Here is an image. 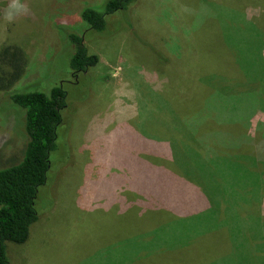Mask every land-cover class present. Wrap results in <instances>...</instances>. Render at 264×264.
I'll use <instances>...</instances> for the list:
<instances>
[{
    "label": "rangeland",
    "instance_id": "1",
    "mask_svg": "<svg viewBox=\"0 0 264 264\" xmlns=\"http://www.w3.org/2000/svg\"><path fill=\"white\" fill-rule=\"evenodd\" d=\"M21 2L28 11L9 23V0H0V50L17 45L26 56L21 78L12 85L5 81L7 89L0 85V169L19 163L29 141L25 110L11 101L13 91L49 93L61 85L67 106L48 179L38 191V220L25 243H8L11 264H207L186 256L184 246L188 225L205 233L219 227L210 219L214 209L201 213L202 222L201 214L174 216L173 204L181 202L182 209L186 202L175 200L181 186L172 187L171 178L159 176L169 170L151 164L169 160L168 149L173 163L187 162L199 184L218 189L238 181L241 173L227 152L233 143L215 134L217 127L239 124L245 140L264 123V0H137L131 9L108 15L107 22L119 23L102 34L88 31L81 13L87 6L102 9L105 0ZM69 32L82 34L99 56L97 65L75 77ZM218 33H225L223 42ZM228 48L234 61L246 65L244 74L231 63ZM8 70L0 62V78ZM219 94L225 97L216 100ZM164 141L172 146L158 153L157 142ZM193 185V191L204 190ZM232 190L241 194L237 186ZM231 213L244 235L249 229L258 233L252 218ZM227 229H221L225 240L234 241ZM221 239L210 233L196 249L215 255ZM255 247L249 254H259ZM233 258L234 250L226 264Z\"/></svg>",
    "mask_w": 264,
    "mask_h": 264
},
{
    "label": "trees",
    "instance_id": "2",
    "mask_svg": "<svg viewBox=\"0 0 264 264\" xmlns=\"http://www.w3.org/2000/svg\"><path fill=\"white\" fill-rule=\"evenodd\" d=\"M136 3L137 0H105L102 9L94 6L85 7L82 10L81 17L89 26L88 31L93 30L102 34L109 29L110 24H116V28L119 23L112 20L107 22L108 15L131 9ZM218 34L221 42H223L225 33ZM68 39L75 47L69 62L72 71L71 76L75 77L80 75V73H86L90 67L98 64L99 56L89 51L85 44V37L82 34L69 32ZM228 49L231 63L236 66L239 73L244 74L246 65L240 64L236 60V64H234L232 49ZM25 58L26 56L17 45L9 44L1 48L0 62L8 64L10 68L6 76L0 78L2 89L10 87L6 86L5 81L12 85L21 78L26 66ZM225 63H223V66L230 68ZM225 75L230 76L232 74L227 72ZM220 97L223 99L225 96L224 94H219L215 98L220 100ZM10 99L14 104L25 110L26 131L29 135V141L24 156L19 163L0 169V264H11L7 253L8 243H25L29 238L32 224L38 220L39 213L36 207L38 191L48 179L51 168V152L58 147V127L63 121L62 111L67 106V91L61 85L53 86L49 93L39 90H19L13 91L10 94ZM216 100H214V103ZM221 106L224 108V100L223 104L221 100ZM196 118L194 119L197 120ZM212 128L213 126L210 125L205 128L204 132L211 133L212 131L210 130ZM221 128L222 130L217 127L218 134L216 133L215 135L219 137L220 141H222V138L227 143H233L231 146L233 149H229L227 152H230L232 156L231 165L238 168L234 169V171L236 172L237 170L236 173H241V176L237 179L238 181L224 184V186L230 188L219 186L216 189L211 184H204L203 182L199 184L191 176L190 167L186 166L187 162L184 164L173 163L174 161L169 155L170 151L167 152L168 149L166 150V148L162 147L169 142H157L159 147L157 151L161 153L166 150L164 156L168 155L170 161L164 158L155 160L154 163L156 162L157 165L152 163L151 168L155 169L156 166H164L169 172L159 176L167 175L171 178L172 187L181 186L177 193L181 197L176 196L175 200L180 201V198H182L186 202L182 209L181 202L179 205L173 204V215H176L177 218L184 220L195 214H201L209 208L214 209L210 219L217 221L219 227L212 229L211 232L205 233L196 225H188L190 227L188 232L190 235V243L188 244L190 246L188 245V249L198 251L196 249L197 243L199 241L204 243L205 235H210V233H215L223 239H221L222 242L220 243L221 250L215 255L210 252L198 251L202 261H208L207 264H215L216 262V264H226L229 252L234 250L235 258L232 259L235 261L234 264H250L248 262L250 258L254 261L251 264H260L262 262L264 264V233L260 231L261 227H264V216L261 214V202L264 197V123H260L255 136H248L246 133L245 140L240 137L242 130H240L239 124L235 125V127H225L223 125ZM196 133H201L200 126L194 133V137L198 139L199 135ZM169 146H172V144ZM194 151L198 153L196 146H194ZM236 154H239V156ZM222 155L226 156L227 154L222 153ZM245 178L249 180L246 182ZM192 181L193 183L195 181L198 185H203L204 190L195 189L193 191L194 185ZM241 182H246V187L242 186ZM236 186L237 190L241 191L240 195H236L232 190ZM152 188L154 189V187ZM158 201L161 202L159 199ZM231 212H234L238 219L252 218L255 221L257 226L255 230L258 233L249 229L246 232L247 235H244L242 227L234 222V215ZM238 219L237 221H239ZM204 220L205 215L202 216V221ZM184 222L186 224V221ZM226 227L229 234L231 229V235L234 236L233 238L238 243L235 240L232 241L233 239H229L231 242L225 240L224 232L221 229ZM255 246L259 247V254H249V248H256Z\"/></svg>",
    "mask_w": 264,
    "mask_h": 264
},
{
    "label": "clouds",
    "instance_id": "3",
    "mask_svg": "<svg viewBox=\"0 0 264 264\" xmlns=\"http://www.w3.org/2000/svg\"><path fill=\"white\" fill-rule=\"evenodd\" d=\"M27 11V5L22 3L21 0H9L4 19L10 23L16 16L26 13Z\"/></svg>",
    "mask_w": 264,
    "mask_h": 264
},
{
    "label": "crops",
    "instance_id": "4",
    "mask_svg": "<svg viewBox=\"0 0 264 264\" xmlns=\"http://www.w3.org/2000/svg\"><path fill=\"white\" fill-rule=\"evenodd\" d=\"M196 126V125H195ZM195 126L193 127V129L195 128ZM191 131H192V129L191 128H189ZM196 134H198V133H196ZM205 134H210V133H205ZM171 143H172V141H171ZM194 216H197V214H195V215H193V217ZM202 221V220H201ZM190 241V240H189ZM189 241H185V242H187V244H185V246L184 247H187L189 244H188V242ZM190 246V245H189ZM187 250V249H186ZM189 250V252H190V254L189 255H186V256H194V257H199L200 255L198 254V253H196L197 251H193V249H188Z\"/></svg>",
    "mask_w": 264,
    "mask_h": 264
}]
</instances>
